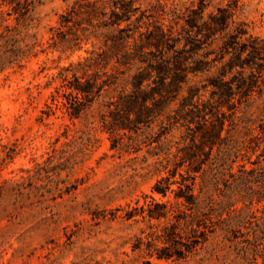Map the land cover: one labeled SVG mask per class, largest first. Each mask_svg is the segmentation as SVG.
I'll return each mask as SVG.
<instances>
[{
  "label": "trees",
  "instance_id": "16d2710c",
  "mask_svg": "<svg viewBox=\"0 0 264 264\" xmlns=\"http://www.w3.org/2000/svg\"><path fill=\"white\" fill-rule=\"evenodd\" d=\"M33 1L0 0V34L16 41L6 16L23 23ZM64 1L48 47L85 54L59 71L52 101L63 97L70 117H78L114 92L100 114L112 148L153 124L151 142L179 132L162 150L166 174L152 187L163 197L172 192L174 201L149 196L121 208L126 219L148 222L132 249L185 259L217 229L235 241L236 217L264 211V104H256L264 93V38L236 19L235 0L212 10L206 0L184 10L159 0L145 7L136 0ZM245 241H264V233Z\"/></svg>",
  "mask_w": 264,
  "mask_h": 264
},
{
  "label": "rangeland",
  "instance_id": "374dc122",
  "mask_svg": "<svg viewBox=\"0 0 264 264\" xmlns=\"http://www.w3.org/2000/svg\"><path fill=\"white\" fill-rule=\"evenodd\" d=\"M155 1L136 3L145 7ZM159 1L184 10L197 0ZM206 1L212 10L231 0ZM235 1L236 19L264 38V0ZM68 4L34 0L23 23L6 16L17 28L16 41L0 34V264H264V241H245L253 232L264 233L260 208L236 217L235 241L217 229L185 259H158L132 249L148 222L126 219L121 208L142 205L149 196L174 201L172 192L163 197L152 187L166 174L159 164L162 150L179 132L151 142L153 124L112 148L100 114L114 92L78 117H70L63 97L52 101L59 71L85 54L48 47L50 27ZM256 104H264V93Z\"/></svg>",
  "mask_w": 264,
  "mask_h": 264
}]
</instances>
